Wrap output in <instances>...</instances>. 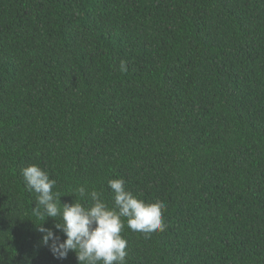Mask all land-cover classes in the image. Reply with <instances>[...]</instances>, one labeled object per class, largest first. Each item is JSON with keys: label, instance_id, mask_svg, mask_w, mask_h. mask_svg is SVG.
Masks as SVG:
<instances>
[{"label": "trees", "instance_id": "obj_1", "mask_svg": "<svg viewBox=\"0 0 264 264\" xmlns=\"http://www.w3.org/2000/svg\"><path fill=\"white\" fill-rule=\"evenodd\" d=\"M31 164L61 204L166 203L126 264H264V0H0V264H78L40 244Z\"/></svg>", "mask_w": 264, "mask_h": 264}, {"label": "clouds", "instance_id": "obj_2", "mask_svg": "<svg viewBox=\"0 0 264 264\" xmlns=\"http://www.w3.org/2000/svg\"><path fill=\"white\" fill-rule=\"evenodd\" d=\"M120 71H127L120 61ZM26 189L36 194L33 215L41 221L36 225L41 233L40 244L47 247L57 260L66 259L71 251L78 264H126L127 241L121 233L125 227L134 232L154 233L165 228L163 210L166 203H147L125 187L123 179H109L112 206L102 193L85 185L72 190V203L60 202V193L53 191L56 181L36 164L21 169ZM83 201V203H82ZM90 201V203H88ZM51 218V228L43 222ZM59 233L65 237L61 240Z\"/></svg>", "mask_w": 264, "mask_h": 264}]
</instances>
